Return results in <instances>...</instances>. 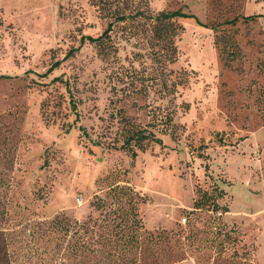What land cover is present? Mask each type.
<instances>
[{"label":"rangeland","instance_id":"374dc122","mask_svg":"<svg viewBox=\"0 0 264 264\" xmlns=\"http://www.w3.org/2000/svg\"><path fill=\"white\" fill-rule=\"evenodd\" d=\"M147 2L196 18L176 20L164 72L122 24L115 55L81 45L108 23L88 0H0V264L105 261L71 255L50 225L97 218L91 203L115 184L145 199L148 232L179 233L161 245L184 255L175 264H264V0ZM131 126L161 143L132 159L119 149ZM204 192L228 213L193 211ZM214 227L230 231L221 245Z\"/></svg>","mask_w":264,"mask_h":264},{"label":"trees","instance_id":"16d2710c","mask_svg":"<svg viewBox=\"0 0 264 264\" xmlns=\"http://www.w3.org/2000/svg\"><path fill=\"white\" fill-rule=\"evenodd\" d=\"M88 2L108 20V23L99 36L81 37V45L85 42L94 45L102 58H108L112 53L115 55L117 50L111 35L114 27L122 24L131 29L129 38L139 37L145 41L142 44L144 49L148 50L151 60L158 63L163 72L168 64L177 60L175 39L183 28L176 24V20L179 18L196 20L193 15L185 14L181 10L153 13L149 9L147 0H88ZM257 17L259 16H250L247 20H254ZM197 23L200 25L199 22ZM77 50L68 52L66 58L73 56ZM58 65L59 62L51 65L44 75L53 71ZM184 80L185 78L182 81ZM72 109L76 110L74 103ZM171 121L172 118L168 113L161 119L166 125H170ZM151 143H161V140L146 128L131 126L124 130V141L119 149L126 151L132 159H135L136 150L144 151ZM205 168L207 169V166ZM107 198L110 201L107 202ZM144 200L131 187L115 184L108 188L106 198L95 196V200L91 203V207L98 213L97 218L89 217L86 221L79 222L65 214H60L51 222V231L67 239L65 249L71 255L84 259L98 257L105 259V261H97L96 264H143L142 261L149 257H154L156 264L158 262L175 264L184 261L186 258L183 254L175 253L171 248L165 252L161 247L163 243L176 238L179 233L161 230L153 234L144 228L137 208ZM205 207H207L206 211L213 213H228L226 207L219 206L214 195L206 192L194 202L193 211L204 210ZM229 232L214 227V230L208 232V235L212 236H208L210 238H207V241L211 245L214 243L221 245L223 241L218 240L219 237L226 238ZM192 237L193 232H189L186 239L190 240Z\"/></svg>","mask_w":264,"mask_h":264},{"label":"built area","instance_id":"2783aa9c","mask_svg":"<svg viewBox=\"0 0 264 264\" xmlns=\"http://www.w3.org/2000/svg\"><path fill=\"white\" fill-rule=\"evenodd\" d=\"M183 221H185V219Z\"/></svg>","mask_w":264,"mask_h":264}]
</instances>
